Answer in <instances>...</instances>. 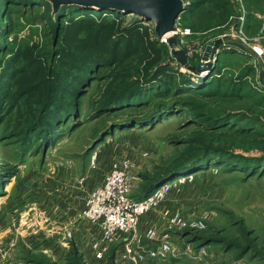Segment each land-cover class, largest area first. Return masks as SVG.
<instances>
[{"label": "rangeland", "instance_id": "rangeland-1", "mask_svg": "<svg viewBox=\"0 0 264 264\" xmlns=\"http://www.w3.org/2000/svg\"><path fill=\"white\" fill-rule=\"evenodd\" d=\"M183 1L175 48L135 14L0 10V264H264V0ZM121 158L136 198L170 186L142 217L166 260L96 255L81 213Z\"/></svg>", "mask_w": 264, "mask_h": 264}, {"label": "built area", "instance_id": "built-area-1", "mask_svg": "<svg viewBox=\"0 0 264 264\" xmlns=\"http://www.w3.org/2000/svg\"><path fill=\"white\" fill-rule=\"evenodd\" d=\"M180 20L181 16L177 18L173 32L176 35H190V29L180 27ZM132 172L133 163L129 159L121 158L115 162L111 171L105 175L102 185L89 194L81 217L101 229V237L93 245L97 257L102 258L109 243L120 235L125 237L124 245L134 260H166L176 253L174 243L160 239L154 229L142 233L139 227L141 218L169 193L170 186H162L151 197L140 201L134 197ZM169 220L178 228L186 225L179 213L170 214ZM192 227L202 229L204 225L198 222Z\"/></svg>", "mask_w": 264, "mask_h": 264}, {"label": "water", "instance_id": "water-1", "mask_svg": "<svg viewBox=\"0 0 264 264\" xmlns=\"http://www.w3.org/2000/svg\"><path fill=\"white\" fill-rule=\"evenodd\" d=\"M49 3L56 15L63 7H81L119 14H135L140 19L155 24L156 36L161 39L166 33L175 31L177 18L186 11L183 0H40ZM172 48L177 47L175 37L169 39ZM174 56L183 65L187 64L185 51H175Z\"/></svg>", "mask_w": 264, "mask_h": 264}, {"label": "trees", "instance_id": "trees-1", "mask_svg": "<svg viewBox=\"0 0 264 264\" xmlns=\"http://www.w3.org/2000/svg\"><path fill=\"white\" fill-rule=\"evenodd\" d=\"M11 4H22V5H29V6H50L51 5L45 1H40V0H0V10L4 9L6 6L11 5ZM104 13V14H111V15H122L116 12H112V11H99V10H95V9H85V8H81V7H63L60 12L57 14V17L59 18H66L68 14H78V15H83V16H90V14L92 13ZM77 81L79 82V77L76 78ZM81 82V81H80ZM74 85H72V88H76V81L73 83ZM126 97H119V98H115V97H107L105 99V101L103 102L104 106H112V105H116V104H120L122 101L126 100ZM56 107L58 108L54 113H50V115L52 116V118L59 120L60 116L62 115V112H60L61 109V105L56 104ZM62 110V109H61ZM42 130V126L40 125V132ZM45 134V133H43ZM263 163L261 164H257L258 166L263 165ZM161 185V184H160ZM160 185H156L155 187H153L152 189H148L150 193H153L155 190H157V188ZM141 201V199H138Z\"/></svg>", "mask_w": 264, "mask_h": 264}, {"label": "crops", "instance_id": "crops-1", "mask_svg": "<svg viewBox=\"0 0 264 264\" xmlns=\"http://www.w3.org/2000/svg\"><path fill=\"white\" fill-rule=\"evenodd\" d=\"M132 174H133V172H132ZM102 183H103V180H102ZM102 183H101L97 188H99V187L102 185ZM97 188L92 189L91 192L94 191V190H96ZM91 192H90V193H91ZM134 193H135V192H134ZM134 197H135V194H134ZM135 198H136V197H135ZM136 199H139V198H136ZM84 207H85V206H84ZM83 209H84V208H83ZM142 222H144V221H142V218H141L139 229H140V231H141L142 233L146 232L148 229H152V228H148V229L143 230V229H142ZM93 226H94V225H93ZM94 227L99 231V233H100V237H101V229H100L98 226H94ZM100 237H99L98 239H100ZM120 238L123 240L125 237L123 236V237H120Z\"/></svg>", "mask_w": 264, "mask_h": 264}, {"label": "bare ground", "instance_id": "bare-ground-1", "mask_svg": "<svg viewBox=\"0 0 264 264\" xmlns=\"http://www.w3.org/2000/svg\"><path fill=\"white\" fill-rule=\"evenodd\" d=\"M149 24V23H148ZM151 25V24H150ZM176 33L171 31V32H168L166 33L164 36H163V40H169L170 38H172L173 36H175ZM184 181V180H181V182Z\"/></svg>", "mask_w": 264, "mask_h": 264}]
</instances>
